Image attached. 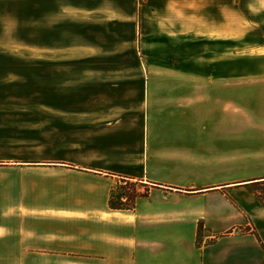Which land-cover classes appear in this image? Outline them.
<instances>
[{
    "label": "crops",
    "instance_id": "obj_1",
    "mask_svg": "<svg viewBox=\"0 0 264 264\" xmlns=\"http://www.w3.org/2000/svg\"><path fill=\"white\" fill-rule=\"evenodd\" d=\"M0 42V264H264V0H0Z\"/></svg>",
    "mask_w": 264,
    "mask_h": 264
},
{
    "label": "trees",
    "instance_id": "obj_2",
    "mask_svg": "<svg viewBox=\"0 0 264 264\" xmlns=\"http://www.w3.org/2000/svg\"><path fill=\"white\" fill-rule=\"evenodd\" d=\"M117 190H122V193L117 194L116 196L114 195L115 193L112 194L109 207L112 210L121 211H132L135 208L136 201L140 198L148 197L150 191L146 185L128 181H124V183L119 185L116 191ZM260 203L263 204L261 201Z\"/></svg>",
    "mask_w": 264,
    "mask_h": 264
},
{
    "label": "rangeland",
    "instance_id": "obj_3",
    "mask_svg": "<svg viewBox=\"0 0 264 264\" xmlns=\"http://www.w3.org/2000/svg\"><path fill=\"white\" fill-rule=\"evenodd\" d=\"M14 44H16V43H13V45ZM1 46H3V42H0V49L2 48ZM15 47H17V48H15ZM3 49V48H2ZM20 50V47L19 46H17V45H14V48H13V53L15 54V55H18L19 53L18 52H16V51H19ZM20 55V54H19ZM17 87H20L19 85H17V84H14V86H13V89H20V88H17ZM0 94H3V91H1L0 90ZM167 129H172L170 126H168L167 128H166V130ZM164 131H165V128L163 129ZM149 142L151 143V146H150V148L151 149H153V148H155L154 146H153V141L152 140H149ZM194 165V164H193ZM191 166V165H190ZM233 172H237V176L240 174V173H242V172H248V170H243V171H239V170H237V171H222V173H229L230 175H234L233 174ZM221 176H226V175H221ZM214 177H218V176H214ZM138 189H140V188H138ZM140 190H142V189H140ZM120 193H122V190H117L116 192H115V196L117 195V194H120ZM259 197V200L264 204V187H262L261 189H260V193H259V195H258ZM115 201V200H114ZM198 244H197V246H200V243H199V240H198V242H197Z\"/></svg>",
    "mask_w": 264,
    "mask_h": 264
}]
</instances>
